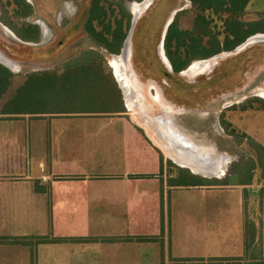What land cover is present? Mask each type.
Returning <instances> with one entry per match:
<instances>
[{
  "label": "crops",
  "instance_id": "0c3cea01",
  "mask_svg": "<svg viewBox=\"0 0 264 264\" xmlns=\"http://www.w3.org/2000/svg\"><path fill=\"white\" fill-rule=\"evenodd\" d=\"M122 105L0 119V264H264V184H172Z\"/></svg>",
  "mask_w": 264,
  "mask_h": 264
},
{
  "label": "rangeland",
  "instance_id": "374dc122",
  "mask_svg": "<svg viewBox=\"0 0 264 264\" xmlns=\"http://www.w3.org/2000/svg\"><path fill=\"white\" fill-rule=\"evenodd\" d=\"M25 1L32 6V15L17 19L14 16L16 7L13 0H0V17L11 18L16 25H20L21 21L32 22L39 28L38 40L27 42L8 34L3 27L10 29L0 21V54L15 65L10 67L14 75L8 87L0 94V112L29 74H60L67 66L85 63L87 60L99 65L103 63V66L113 71L108 65L113 54L98 48L83 30L92 0ZM132 1L136 0L124 1V7L130 15L127 33L133 15L129 10ZM111 6L115 14H118V7ZM145 6L130 31L131 65L135 74L142 83L155 84L163 102L173 109L168 121L173 120L180 133L193 136L197 142L227 158L224 174L220 178L213 176L204 179L199 176L201 178H196L197 181L248 183L244 188L246 193L248 191L257 195L264 184V150L257 142H264V98L258 96L261 94L258 88H264V37L252 42H248V39L249 44L246 42L242 49L235 47L236 50L234 48L229 51L228 56H215L209 68L204 71L201 69L198 74H195L198 71H194L195 75H180L171 66L167 67L159 56L161 30L165 21L174 17L178 29L190 30L197 13L196 7L190 0H151ZM204 15L219 42L218 53L225 52V42L233 38L228 31L230 22L241 21L243 33L259 31L252 37L261 32L264 34V0H250L240 14L206 10ZM196 41L190 42L193 47L188 50L189 53L181 47L180 58L183 61L189 60V65L194 60L205 59L199 55L192 57V51H206L210 45L208 36ZM128 69L130 77H134L129 63ZM143 104L148 107L145 110L147 118H162L159 116L162 111L145 95ZM105 114L120 116L121 113ZM70 115L75 117L79 114ZM128 116L134 119L132 114ZM0 119H49V116L0 113ZM168 166L176 176L180 166L171 160H168Z\"/></svg>",
  "mask_w": 264,
  "mask_h": 264
},
{
  "label": "trees",
  "instance_id": "16d2710c",
  "mask_svg": "<svg viewBox=\"0 0 264 264\" xmlns=\"http://www.w3.org/2000/svg\"><path fill=\"white\" fill-rule=\"evenodd\" d=\"M124 1L92 0L83 24V30L95 45L108 54H119L127 35L130 15L124 7ZM190 2L197 9L192 20V28L190 30L178 29L176 17H174L167 27L163 40L166 57L174 72L184 69L190 63L189 60L183 61L180 58L181 47H184L185 52L189 53L188 50L193 47L190 42L195 43L203 36H208L209 48L206 51H192V57L199 55L206 59L220 51L219 42L212 34L209 22L204 15L206 10L231 13L232 15L240 14L244 11L249 0H190ZM13 3L16 7L14 16L17 19H25L32 15V6L25 0H13ZM111 5L118 7V14H115V9ZM0 21L20 40L27 42L38 40V25L24 21H21L20 25H16L11 18L2 17H0ZM242 26V22L238 20L229 23V35H232L233 38L225 42V50H233L247 37L259 32L243 33ZM101 59L104 61L103 57ZM99 64L87 60L85 63L67 66L60 74L55 72L29 74L0 113L42 115L124 111L122 95L113 78L112 71L103 66V63ZM13 75L10 69L0 63V94L6 90ZM178 169L177 175L170 179L172 184H202L195 183L196 178L201 177L190 173L185 168L178 167Z\"/></svg>",
  "mask_w": 264,
  "mask_h": 264
},
{
  "label": "bare ground",
  "instance_id": "6f19581e",
  "mask_svg": "<svg viewBox=\"0 0 264 264\" xmlns=\"http://www.w3.org/2000/svg\"><path fill=\"white\" fill-rule=\"evenodd\" d=\"M147 2L148 0H142L141 2L134 1L131 3L130 9L135 16H137L141 12ZM136 19L137 18L134 17V24L136 22ZM166 26L164 28V33L167 29ZM3 29L12 37H14L12 32H10L7 28L3 27ZM250 37L251 38L248 37L246 41L240 44L237 49L242 48L248 42L263 38L264 34L259 33L255 37ZM126 46L127 61H124L122 54H114L109 61V65L111 69H113L114 78L116 77L118 83L122 87L121 89L124 92V102H126V106L134 119H137V121L147 129L153 140L161 147L165 155L175 164L181 167H185L193 173L202 174L203 176L205 175L208 177H219L220 175L224 174L223 168L227 163V158L223 157L222 155L219 156L218 154L213 152L211 148H208L207 146L197 142L195 138H193V136L184 135L187 133H180L174 126V124H172L167 119L170 112L173 110L167 103L164 102V107L166 110L163 112L164 115L162 116V118H147L145 116V108L148 107L143 104V102L141 101L142 97L140 98L139 94H137L139 92V87H143V83L141 82L142 84H139V82L134 80L133 75H131L130 78L132 81H130L129 78L125 75L126 67L128 68L127 63H129L130 65L131 61V36L128 37ZM228 54L229 52H222L215 56L223 57ZM214 57L202 60H194V62H192L182 73L188 75L193 74L194 71H201V69L203 70L207 66L208 62L213 60ZM0 61L2 62V64L6 65L9 68L15 66L10 60L5 58L1 54ZM260 93V95L264 97V91H260ZM158 99L159 95L157 93L153 95V100L155 103L158 102ZM158 104L160 105L161 103Z\"/></svg>",
  "mask_w": 264,
  "mask_h": 264
},
{
  "label": "flooded vegetation",
  "instance_id": "af4514ba",
  "mask_svg": "<svg viewBox=\"0 0 264 264\" xmlns=\"http://www.w3.org/2000/svg\"><path fill=\"white\" fill-rule=\"evenodd\" d=\"M150 1H151V0H148V2L146 3V5H147ZM132 2H133V1H132ZM139 2H141V1H139ZM145 7H146V6H145ZM145 7H144V8H145ZM144 8H143V9H144ZM143 9H142V10H143ZM130 11H131V9H130ZM141 12H142V11H141ZM141 12H140V13H141ZM140 13H139L137 16H135L134 13L132 12V14L134 15L135 18H137V17L140 15ZM172 20H173V19L170 20V19L168 18V19L165 21V23H164V25H163V27H162V30H161V37H162V36H163V37L160 39L159 44H158V45H159V56H160L161 60L163 61V63H164L167 67L170 66V65H169L170 63H169V61H168L166 55L164 54L165 51L163 50V45H162L161 43H163L164 36H165V34H163V33H164V28H165L166 25H167L166 27H168V25L171 23ZM168 23H169V24H168ZM5 28H6V27H5ZM166 30H167V29H166ZM9 31H10V30H9ZM10 32H11V31H10ZM165 33H166V32H165ZM243 42H244V41H243ZM243 42H242V43H243ZM242 43H241V44H242ZM248 44H249V43H248ZM239 45H240V44H239ZM239 45H238V46H239ZM238 46H237V47H238ZM237 47H236V48H237ZM236 48H235V50H236ZM241 49H242V48H241ZM229 51H231V50H229ZM229 51L226 50L225 52H229ZM221 53H222V52H221ZM218 54H220V53H218ZM218 54L216 53V54H214V56H215V55H218ZM229 54H230V53H229ZM229 54H228V55H229ZM113 55H114V54H113ZM113 55H112V56H113ZM115 55H116V54H115ZM131 55H132V53H131ZM228 55H226V56H228ZM214 56H212V57H214ZM164 57H165V58H164ZM208 58H209V57H208ZM210 58H211V57H210ZM215 59H216V58H214L213 60H215ZM213 60L209 61V63L207 64V66H206L202 71H204V70H206L207 68H209L210 63H211ZM130 66H131V70H132V72H133V74H134V77H133L134 80H136L137 82H139V84H142V83H141L142 81H140V79L137 77V75L135 74V72H134V70H133V68H132L131 61H130ZM186 68H187V67H186ZM186 68H184V70H185ZM184 70L182 69V70L178 71L177 73L181 75V74H183L182 72H183ZM199 72H200V71L196 72L195 74H198ZM195 74H193V75H195ZM183 75H185V74H183ZM143 84H144V83H143ZM143 84H142L143 87H142V88L139 87V90H138L139 92L137 93V94H139L140 98L142 97V98H141V101L143 102L144 95H145L146 97H148V98L152 101V103H153L154 105L158 106V108L162 111V114H160L159 116H163V112H164L166 109H165V107H164V104H165V103H164L163 100L161 99V94H160L159 90L157 89V87L155 86V84L152 83V82H148L147 84H144V85H143ZM148 85H149L150 87H149ZM152 87H153V88H152ZM258 89H259L260 91H264V88H258ZM140 90H141V91H140ZM140 92H141V93H140ZM142 93H143V94H142ZM156 93L159 95V99H158V102L155 103L154 100H153V95H155ZM259 93H260V92H259ZM256 95H258V93H257ZM258 96L264 98L263 96H260V95H258ZM158 103H161V104L159 105ZM145 109H148V108H145ZM172 112H173V111L170 112V114H169L170 116H172V114H171Z\"/></svg>",
  "mask_w": 264,
  "mask_h": 264
},
{
  "label": "water",
  "instance_id": "95a60500",
  "mask_svg": "<svg viewBox=\"0 0 264 264\" xmlns=\"http://www.w3.org/2000/svg\"><path fill=\"white\" fill-rule=\"evenodd\" d=\"M129 10H130V8H129ZM131 12V14H132V11H130ZM133 24H134V15H132V19H131V27L129 28V31H128V33H127V35H126V37H125V39H124V41H123V44H122V47H121V49H120V54H122L123 55V58H124V61L126 62L127 61V53H126V44H127V40H128V37L130 36V31H131V28H132V26H133ZM13 33V32H12ZM14 34V33H13ZM163 34H165V33H163ZM14 36H15V34H14ZM16 37V36H15ZM163 37V36H162ZM17 38V37H16ZM248 38V37H247ZM247 38L244 40V41H246L247 40ZM242 43V42H241ZM240 43V44H241ZM238 46V45H237ZM236 46V47H237ZM125 50V51H124ZM212 56H214V55H212ZM212 56H210V57H212ZM209 57V58H210ZM109 64V63H108ZM189 65V64H188ZM187 65V66H188ZM4 66H6V65H4ZM186 66V67H187ZM7 67V66H6ZM185 67V68H186ZM8 69H10L9 67H7ZM11 70V69H10ZM112 74H113V77H114V73H113V71H112ZM114 80H115V82L117 83V85H118V87H119V89L121 90V95H122V99H123V101H124V92H123V90L121 89L122 87L120 86V84L118 83V81H117V79H116V77L114 78Z\"/></svg>",
  "mask_w": 264,
  "mask_h": 264
}]
</instances>
